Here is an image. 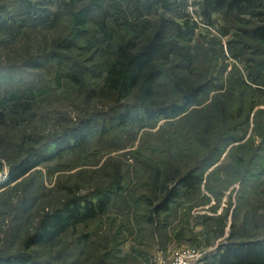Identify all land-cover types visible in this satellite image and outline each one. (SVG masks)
<instances>
[{
    "label": "rangeland",
    "instance_id": "obj_1",
    "mask_svg": "<svg viewBox=\"0 0 264 264\" xmlns=\"http://www.w3.org/2000/svg\"><path fill=\"white\" fill-rule=\"evenodd\" d=\"M179 1L193 22L198 23L194 40L186 43L193 47L195 61H174L172 55L171 65L165 67L178 66L175 72L189 80L210 78L214 85L205 96L208 94L211 100L224 91L220 79H246L253 65L250 60L263 59L264 47L242 36L249 23L238 22L235 15L217 12L213 22H209L202 15V0ZM156 2L0 0V107L12 94L24 95L29 90L37 94L29 110L10 114L7 123L0 127V163L5 166L0 183L5 182L11 163L20 161L32 149L44 150L52 145L62 130L93 114L111 111L116 105L133 104L134 91L130 97H115L105 87L103 64L111 60V43L127 40L139 44L155 31L162 18L181 22ZM138 6L143 15L134 21L139 28L134 32L126 21L134 20L131 16ZM88 8L92 12L83 33L78 35L74 28L76 17ZM244 19L253 20L250 16ZM67 40L74 47L58 49V44ZM60 54L64 56L61 60ZM46 57L51 61L45 67H31ZM169 89L160 88L159 93L166 95ZM257 99L250 123L246 121L239 129H248L243 140L227 147L207 171L198 192L186 194L171 211L156 215L154 223L149 220L153 208L148 197L153 195L148 191V163L151 167L159 165L167 156L166 147L156 135L181 133L176 125L166 126L167 120L137 133L131 128H116L97 134L83 149L44 163L0 190V253L32 252L37 259L53 264H161L178 248L198 249L203 259L229 238L238 240L261 234L264 142L255 123L258 120L264 125V112L260 115L264 111V94H258ZM230 107L235 110L237 106ZM253 155L260 158L252 160ZM187 162L188 158H182L179 163L184 167ZM245 168L248 172L251 169L252 176L242 182ZM117 173L123 193L115 198L109 212L95 221L69 228L53 244L27 250V240L44 212L62 205L72 193L93 194L97 188L107 187ZM224 178L226 187L219 186L217 180L221 184ZM208 185L217 193H212ZM24 198L31 202L26 210L21 207ZM84 234L92 235L91 242L79 245Z\"/></svg>",
    "mask_w": 264,
    "mask_h": 264
},
{
    "label": "trees",
    "instance_id": "obj_2",
    "mask_svg": "<svg viewBox=\"0 0 264 264\" xmlns=\"http://www.w3.org/2000/svg\"><path fill=\"white\" fill-rule=\"evenodd\" d=\"M156 4L168 13L177 15L181 22L162 18L155 31L144 37L139 44L127 40H120L118 44L111 43V60L103 64L106 69L105 87L115 97H130L128 95L134 91L133 104L116 105L106 113L93 114L80 120L74 127L62 130L54 137L53 144L44 150H30L20 161L10 164L5 182L0 183V190L19 181L44 163L83 149L97 134H105L116 128H131L137 133L146 127L154 128L159 121L167 120L166 126L176 125L181 133L156 135L159 142L166 147L164 152L167 156L159 165L151 167V162L148 163V171L151 172L148 191L153 195L148 197V203L153 208L149 220L154 223L156 215L171 211L186 194L198 192L207 171L222 157L227 147L243 140L248 129L245 132H239V129L242 124H247L246 121L250 123L251 113L258 103V94L260 97L264 94V58L250 60L253 65L250 66L246 79H220L221 89L224 91L210 100L208 94L205 96L214 85L210 78L189 80L175 72L178 66L165 67L171 65L172 55L175 57L174 61H185L189 64L195 61L192 55L194 49L186 43L194 40L198 23L193 22L186 12V6L179 0H157ZM201 6L202 15L209 22H213L215 13L223 12L235 15L238 22L249 23V28L242 30V36L264 47V0H202ZM134 11L131 16L134 20L127 19L126 23L135 32L139 28H136L134 21H138L143 12L139 6ZM91 12L92 9L88 8L77 15L74 28L79 31L78 35L86 28ZM247 16L253 19L252 22L244 19ZM57 47L71 50L74 45L67 40L59 43ZM63 57L62 54L58 55L60 60ZM49 61L51 59L46 57L37 60L31 67L42 69ZM179 66L181 68L180 64ZM160 88L170 89L166 95H162L159 93ZM36 95L33 90L26 91L24 95L12 94L0 107V127L7 123L10 114L13 116V113L29 110ZM231 104L237 106L235 110L230 107ZM263 112L262 110L260 115ZM255 128L264 142V125L257 120ZM182 158H188L184 167L179 163ZM256 158L260 157L252 156V160ZM4 170V164L0 163V174ZM244 170L241 180L247 182L248 177L252 176L251 169L249 172L246 168ZM217 183L226 187V178L220 180L221 184L218 180ZM208 188L212 193H217L213 192L211 186ZM92 193H72L62 205L44 212L36 225V231L27 240V250L42 244H53L69 228L95 221L109 212L115 198L123 193L120 173L115 174L113 182L107 187H99ZM30 205L29 198H24L21 207L26 210ZM256 234L245 236L246 239L244 236L238 240L229 238L226 243L193 264H264V231ZM91 237L90 234H84L79 245H88ZM74 245L77 246L78 242ZM0 264L53 262L42 261L32 252H24L0 253Z\"/></svg>",
    "mask_w": 264,
    "mask_h": 264
},
{
    "label": "built area",
    "instance_id": "obj_3",
    "mask_svg": "<svg viewBox=\"0 0 264 264\" xmlns=\"http://www.w3.org/2000/svg\"><path fill=\"white\" fill-rule=\"evenodd\" d=\"M202 259V253L192 247H182L176 249L168 261L161 264H193Z\"/></svg>",
    "mask_w": 264,
    "mask_h": 264
}]
</instances>
